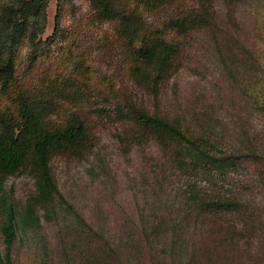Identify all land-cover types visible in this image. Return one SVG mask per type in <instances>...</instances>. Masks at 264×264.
I'll return each mask as SVG.
<instances>
[{
	"label": "rangeland",
	"instance_id": "1",
	"mask_svg": "<svg viewBox=\"0 0 264 264\" xmlns=\"http://www.w3.org/2000/svg\"><path fill=\"white\" fill-rule=\"evenodd\" d=\"M128 4L146 19V31L170 36L182 50L157 96L153 69L136 76L133 50L116 22L100 17L90 0L49 2L42 38L54 35L58 18L59 28L30 82L55 102L48 121L61 124L74 115L86 123L87 138L50 162L71 207L36 206L30 166L4 175L7 200L20 211L33 207L31 230L19 231L10 250L12 264H99L105 244L115 250L111 264H264V165L244 161L228 179H194L164 137L138 126L134 116L145 107L210 128L223 148L264 146V0ZM27 55L24 46L22 70ZM252 93L260 104L250 102ZM196 180L206 191L240 192L243 212L195 208L189 196ZM3 221L0 213V226ZM4 239L0 230L3 253Z\"/></svg>",
	"mask_w": 264,
	"mask_h": 264
},
{
	"label": "trees",
	"instance_id": "2",
	"mask_svg": "<svg viewBox=\"0 0 264 264\" xmlns=\"http://www.w3.org/2000/svg\"><path fill=\"white\" fill-rule=\"evenodd\" d=\"M137 5L154 7L161 0H90L100 17L116 22L118 33L127 47L134 53L135 74L148 75L152 68V94L159 93V83L166 78L180 60L182 50L170 36L158 31H146V19ZM50 0H0V213L4 221L0 230L4 235L7 251L0 248V264H12L10 254L19 231L28 233L33 225V207L20 211L4 192V175L21 167L30 166L36 177V206L60 210L71 207L64 200L58 184L51 173L53 154L67 148H75L87 138L84 121L70 115L61 124L48 121L55 102L49 94L34 86L30 77L34 75L38 61L49 51L51 38L44 40L47 28V7ZM27 48V68H20V50ZM250 50L248 60L253 61ZM263 106L264 110V95ZM250 102L260 104L259 94H250ZM136 124L164 137L166 148L183 169L195 179L211 181L215 174L228 179L230 173L239 170L242 162L250 161L264 165V146L251 142L246 146L236 144L229 149L214 138L210 128L200 130L179 119H169L159 113H150L145 108L134 111ZM194 182L189 200L200 211L220 214H239L246 200L238 191H206ZM88 235L95 230L88 227ZM115 250L105 244L99 264H111Z\"/></svg>",
	"mask_w": 264,
	"mask_h": 264
}]
</instances>
